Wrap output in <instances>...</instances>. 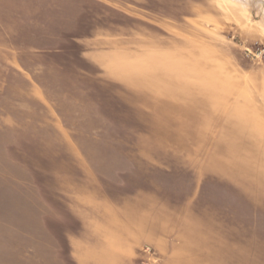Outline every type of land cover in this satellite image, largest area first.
<instances>
[{
    "label": "rangeland",
    "instance_id": "374dc122",
    "mask_svg": "<svg viewBox=\"0 0 264 264\" xmlns=\"http://www.w3.org/2000/svg\"><path fill=\"white\" fill-rule=\"evenodd\" d=\"M104 194L170 213L131 264H264V0H0V264H73Z\"/></svg>",
    "mask_w": 264,
    "mask_h": 264
},
{
    "label": "crops",
    "instance_id": "0c3cea01",
    "mask_svg": "<svg viewBox=\"0 0 264 264\" xmlns=\"http://www.w3.org/2000/svg\"><path fill=\"white\" fill-rule=\"evenodd\" d=\"M102 202H97V208L94 211L92 218L89 220V227L94 235L93 245L84 244L83 238L71 239L70 242H75L79 246L78 252L74 255L73 264H109L102 256L106 251H111V247L116 245L118 253L116 254V264H131L133 249L136 242H152L151 235L155 238L153 246L159 247L163 251L164 243L162 236H166L169 229L168 211L162 210L159 216L160 219L156 222L146 221L147 215H150V210L132 208L127 213L119 207L109 195H102ZM96 205V204H95ZM114 227L119 233H113L112 236H101L98 232L99 225ZM157 245V246H156ZM182 245V242H181ZM114 254V253H113ZM71 259L73 256L63 254ZM179 254L176 251L172 257L177 258ZM176 263V262H175Z\"/></svg>",
    "mask_w": 264,
    "mask_h": 264
},
{
    "label": "bare ground",
    "instance_id": "6f19581e",
    "mask_svg": "<svg viewBox=\"0 0 264 264\" xmlns=\"http://www.w3.org/2000/svg\"><path fill=\"white\" fill-rule=\"evenodd\" d=\"M263 11V10H262Z\"/></svg>",
    "mask_w": 264,
    "mask_h": 264
}]
</instances>
